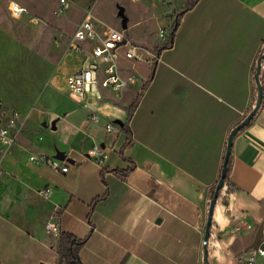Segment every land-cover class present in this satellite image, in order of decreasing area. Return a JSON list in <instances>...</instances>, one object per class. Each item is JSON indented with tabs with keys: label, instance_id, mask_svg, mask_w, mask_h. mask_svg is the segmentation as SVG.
<instances>
[{
	"label": "crops",
	"instance_id": "1",
	"mask_svg": "<svg viewBox=\"0 0 264 264\" xmlns=\"http://www.w3.org/2000/svg\"><path fill=\"white\" fill-rule=\"evenodd\" d=\"M262 44L264 0H196L161 59L145 63L141 81L103 90L98 121L67 92L65 76L82 56L66 52L71 68L43 86L31 117L53 129L45 128L43 142L11 144L0 155V264H57L61 230L84 239L83 264H203L209 200L228 134L254 105ZM258 78L262 102L233 136V188L224 183L213 207L217 245L207 239L208 264H244L251 253L264 264L257 252L264 241V57ZM78 107L87 115L79 117ZM108 119L116 129L106 131ZM94 144L108 152L101 164L86 156ZM30 154L63 158L68 170L45 168Z\"/></svg>",
	"mask_w": 264,
	"mask_h": 264
},
{
	"label": "rangeland",
	"instance_id": "2",
	"mask_svg": "<svg viewBox=\"0 0 264 264\" xmlns=\"http://www.w3.org/2000/svg\"><path fill=\"white\" fill-rule=\"evenodd\" d=\"M15 1L27 8L20 17L9 14V0H0V98L6 107L20 108V122L14 132L12 146L43 142L45 128L53 129L41 117L34 121L31 117L39 112L37 103L43 86L56 73H65L71 68L72 64L66 63L63 55L71 51L68 44L72 32L86 14L91 15L98 26L107 23L119 28L121 11L128 17L125 30L129 39L160 46L169 38L185 0ZM30 14L39 17L38 23L28 20ZM125 48L126 44L120 46L118 53L123 55ZM128 61L134 62L138 75L146 73L144 62ZM51 89L48 87L45 91L47 101L53 99ZM77 109L79 117L87 115L83 108Z\"/></svg>",
	"mask_w": 264,
	"mask_h": 264
},
{
	"label": "built area",
	"instance_id": "3",
	"mask_svg": "<svg viewBox=\"0 0 264 264\" xmlns=\"http://www.w3.org/2000/svg\"><path fill=\"white\" fill-rule=\"evenodd\" d=\"M8 12L12 17H20L27 12V8L20 2L9 0ZM28 19L33 23L39 21L36 14H30ZM123 39L125 42L121 43ZM123 44H126V48L124 54L120 55L118 48ZM263 45L259 54L263 52ZM68 47L71 51L80 54L82 58L80 65L65 76L67 92L88 109V118L94 121L101 118L96 106L103 96V90L120 92L142 80L135 70L129 68L134 62L128 59L141 61L152 67L161 59L162 48L161 45L142 44L129 39L125 28L121 26L118 28L107 23L98 26L89 14H86L75 27ZM121 72H124V75ZM19 122L20 110L6 107L0 98V155L13 143L14 132ZM104 127L106 131H112L117 128V123L108 119L105 120ZM86 156L101 164L108 156V152L104 146L94 144L86 150ZM29 160L58 170H68V164L63 158L30 154ZM2 172L0 167V175ZM49 190L50 188L46 187L43 192L46 194ZM55 226L56 219L46 223L48 231ZM208 239H211L212 245H217L214 232H209ZM257 252L264 256V249H258ZM244 264H255V253L249 254Z\"/></svg>",
	"mask_w": 264,
	"mask_h": 264
},
{
	"label": "water",
	"instance_id": "4",
	"mask_svg": "<svg viewBox=\"0 0 264 264\" xmlns=\"http://www.w3.org/2000/svg\"><path fill=\"white\" fill-rule=\"evenodd\" d=\"M120 13L122 15L121 27L126 28V22H127L128 17L125 14H123L121 11H120ZM124 42H125V39H123L121 41V43H124ZM263 57H264V45H263V52L261 54H259V56L257 58V64L255 67V79H256V83H257V87H258V92H257L256 98H255L254 105L251 108V110L244 116V118L242 120H240L236 125L233 126V128L230 130V132L228 134L226 150H225V154H224V158H223V162H222V167H221V174H220V177L218 178V180H217V182L213 188L212 196L209 200L208 213H207V219L205 222V230H204L203 243H202V245H203V264H208L207 239H208L209 232H210L211 216H212L214 204H215L216 199H217L218 194H219V190L222 188V186L224 184V176H225V172H226V162H227V158H228L229 153H230V148L232 145L233 136L240 128H242L244 125H246L251 120L254 112L258 109V107L260 106V104L262 102V86H261V83H260L259 78H258V72L260 70L261 59ZM58 156H60V154ZM259 247H260V249H264V241H262L259 244Z\"/></svg>",
	"mask_w": 264,
	"mask_h": 264
},
{
	"label": "trees",
	"instance_id": "5",
	"mask_svg": "<svg viewBox=\"0 0 264 264\" xmlns=\"http://www.w3.org/2000/svg\"><path fill=\"white\" fill-rule=\"evenodd\" d=\"M196 0H185L184 1V5L182 7V9L177 13V18L175 20L174 26L171 28L170 31V36L169 38L161 45V47H165L167 46L172 39V35L174 32V29L176 27V24L178 23L182 13L190 8ZM139 99V95H137L133 101L130 103L129 107H128V116L127 119L130 118L133 110L135 109L137 102ZM122 129L126 132L129 133V130L126 126V121L122 124ZM127 144V142H126ZM230 160H231V148H230V153L229 156L227 158V162H226V172H225V176H224V183H227V192H230L232 187V184L230 183V181L228 180V171H229V166H230ZM213 192V190H212ZM220 193V190H219ZM212 196V194H211ZM219 196V194H218ZM84 239L83 238H76L75 235H73V233L69 232V231H65V230H61L59 232V237H58V246H57V252L59 255V259L57 264H60L61 262H66L67 264H83L78 256V252L79 249L81 247V245L83 244Z\"/></svg>",
	"mask_w": 264,
	"mask_h": 264
}]
</instances>
